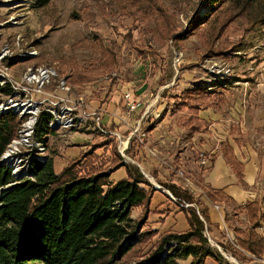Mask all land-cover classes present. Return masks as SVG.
<instances>
[{
	"label": "rangeland",
	"instance_id": "obj_1",
	"mask_svg": "<svg viewBox=\"0 0 264 264\" xmlns=\"http://www.w3.org/2000/svg\"><path fill=\"white\" fill-rule=\"evenodd\" d=\"M132 1L0 0V45L8 43L11 48L18 47L23 52L33 54L12 61L9 71L11 76L19 79L22 71L28 66L48 65L56 71L58 77L51 79L45 90L52 93L60 91L57 88L58 81L65 78L70 88L68 92L70 99L82 103L83 116H79L80 120L76 127L64 132L45 134L44 144L42 142L45 150L17 153L16 157L22 168L20 173L23 175L26 171V158L41 157L53 160V157L59 156L62 162L66 160L63 170L81 151L94 146H97L95 154L102 156L103 159L109 158V147L102 149L104 144L100 142L104 139L100 138L102 135L113 138L114 141L111 140V143L115 144L123 160L139 170L134 164L136 160L132 158V152H128L129 141L120 152L118 138L111 134L118 133L124 144L129 137V133L114 129L115 102L111 100L116 96L118 103L124 86L131 81L132 87L126 90L146 87V93L141 96L145 103L130 117H127L125 107H121L118 114L121 113V117L128 120H134L141 117L144 110L147 111L140 123L136 122L138 130L134 131L130 138L134 137L137 141L138 138H146L147 132L156 128V134L160 135L163 141L154 145L155 148L150 146L151 154L148 153L147 160L152 162L150 159L153 158L157 165H162L167 173L166 182L174 180L192 194L195 202L184 203L182 206H193L200 216L199 208L205 205L200 196H206L207 188L200 178L196 177L201 170H205L198 161L200 153L192 156L197 164L189 165L192 167V170L188 171L191 175H186L183 163H181L183 167L178 166L179 153L184 148L182 142L184 133L179 129L184 128L182 124L189 112L186 108L178 109L179 96L182 91L201 84L209 92L222 93L226 98L225 103H218L214 107L199 111L202 118L209 120L210 127L199 138L201 140L197 152L220 149L219 141L227 140L237 147L239 152L251 149L264 155V25L256 24L247 29L239 15L232 18L233 13L227 11L220 14L212 24H205L202 34L180 38L179 35L184 33L188 22L194 16H201L206 12V0H140L144 5L149 2L155 8L142 16V19L127 15ZM219 22L220 24L226 22L221 30L216 27ZM229 44L234 47L227 50ZM103 48L107 50L106 60L116 63H110L98 75L93 73L90 81L77 83L76 73L99 68ZM18 53L19 50L14 49V54ZM112 72L116 73L114 78L102 80L105 75ZM58 94L64 95L63 92ZM108 101H111L108 108L102 106V103ZM158 105H161L163 110L157 111ZM105 114L108 117H105ZM105 118H108L107 121L103 120L102 123V119ZM88 133L92 135L86 137L85 134ZM82 137L89 140L88 143L85 142L87 144L85 149L81 150L78 145L72 146V143H84ZM201 143H205V146ZM108 144L110 146L109 142ZM146 156L144 153L145 158ZM183 161L185 162V158ZM141 165L143 169L150 170L144 162H141ZM185 167H188L187 163ZM124 171L113 172L111 178L121 179L126 175ZM143 172L147 177L142 175L158 191H164L176 201L168 189L158 184L157 178H154L151 172L144 170ZM154 173L158 176L156 171ZM158 207L159 205L152 206L150 203V212L146 220L143 225L138 224V230L150 229L156 232V235L131 254L127 264H135L139 259L145 258L163 232L171 230L180 232L188 228L186 223L184 230H175L172 227L164 229L166 222L164 212L166 214L168 209L158 210ZM226 209L227 226L222 225L221 229L209 230L205 227L203 231L210 248L220 256L207 258L205 264H232L225 255L232 256L240 264H264L252 256L251 261L242 262L232 255V248L239 246L237 235H234L235 240L229 239L231 235L229 229L232 227L234 231L244 229L247 222L240 220L239 216L236 220L233 219L236 215L234 207L226 206ZM141 213V207L133 208L131 216L138 218ZM183 218L184 222H187L185 215ZM172 221L177 227L183 223L181 217L175 220L172 218ZM245 254L250 256L248 253ZM190 260L191 257H188L179 263L188 264Z\"/></svg>",
	"mask_w": 264,
	"mask_h": 264
},
{
	"label": "trees",
	"instance_id": "obj_2",
	"mask_svg": "<svg viewBox=\"0 0 264 264\" xmlns=\"http://www.w3.org/2000/svg\"><path fill=\"white\" fill-rule=\"evenodd\" d=\"M206 6L203 15H196L188 22L180 38L202 34L205 24H212L227 11L233 13L232 18L239 15L247 29L256 24L264 25V0H206ZM129 8L127 15L140 19L155 9L149 2L144 5L140 0H133ZM225 25L226 22H219L216 27L221 30ZM233 47L229 44L225 49ZM106 53L103 48L98 69L76 73V82H88L93 73L98 75L110 63L115 64L106 60ZM202 86L196 84L193 89L182 91L178 99V109L189 111L182 126L190 132H203L208 128L209 122L198 116L200 109L226 100L222 93L209 92ZM49 118L42 113L35 127V139L43 144L44 135L53 133L47 126ZM20 124L21 119L16 114L0 115V158L17 137ZM219 147L241 181L242 164L232 153L229 141H220ZM96 149L94 146L81 151L58 174L52 158H32L28 163L31 176L19 180L12 174L11 167L0 163V264H127L128 257L156 235L150 229L138 230V224L143 225L146 220L157 189L138 168L123 160L115 144L111 145L106 159L95 154ZM120 168L126 175L112 179L113 172ZM152 176L171 192L178 206L181 205L179 209L186 217L188 228L160 234L147 256L135 264H180V260L188 257H191L188 264H205L207 258H220L203 234L205 227L207 230L218 228V224L210 220L208 207H200L199 216L193 206H182L195 202L185 187L174 180H160L154 172ZM15 182H18L15 187L3 190ZM205 194L212 203L231 201L222 189L206 188ZM137 207L142 208V213L133 218L132 210ZM237 209L245 212L247 225L244 229H235L239 248L229 245L232 255L242 262L251 261V256L261 258L264 237L256 228L264 221V212L257 201L245 202Z\"/></svg>",
	"mask_w": 264,
	"mask_h": 264
},
{
	"label": "crops",
	"instance_id": "obj_3",
	"mask_svg": "<svg viewBox=\"0 0 264 264\" xmlns=\"http://www.w3.org/2000/svg\"><path fill=\"white\" fill-rule=\"evenodd\" d=\"M130 83H131V81H129L124 86L125 89H123V91L126 90L127 88L132 87ZM145 89H146L145 86H141L140 88H136L134 90L131 89L132 90L131 91L132 92V98L140 100L143 102V100L141 99V96H143V94L146 93ZM118 99H119L118 103H116V101H117L116 96L111 100V101L115 102V106L113 109V111L115 113V117H116L115 122H114L115 123L114 129L119 131V132H125V133L127 132V133H129V136H130L131 135L130 133L132 132V130L136 129L135 124H136L137 120L140 119V117L136 118V119L134 118V120L133 119L128 120L125 117H121V113L118 114V112L120 111L121 107H124V102L122 101V97L121 98L119 97ZM111 101L102 103V106H105L106 108H108V105L110 104ZM144 103L145 102H143V105H144ZM160 107L162 108L161 105H158V107L156 106L157 111L163 110V108L161 109ZM207 109H209V108H207ZM113 111H111V112H113ZM105 115H104L105 117H108L107 114H105ZM198 116L202 118V116L200 115V112L198 113ZM106 119H108V118L102 119V122H103V120H104V122H106L107 121ZM118 119L122 122H119ZM202 119L209 122V120L207 118L203 117ZM151 121H153V120L151 119ZM209 127H210V122H209L208 128ZM208 128L205 131H207ZM179 130L182 131V133H184V139L182 141L184 144V148H182L181 149L182 152L179 153L180 163L178 164V166L183 167V165H181V163H183L184 168L186 169V175H188L189 174L188 171L190 172V169L192 168L189 165H193V163L197 164V162L195 161V159L192 158V156L196 155L197 153L208 154L211 158L210 162H208L207 165L203 166L205 169L204 171L201 170V172H200V170H198L200 173H198L196 177H199L200 181H202V184L205 185L207 188L222 189L226 195L231 197V201H229V202L212 203V202H210V200L205 195L200 196L202 202L208 207V214H209L211 222L218 224L217 229H221L222 225H226V211H227L226 206L234 207V211H235L234 214H236V215L233 216V219L236 220L239 216L240 220H243V221L245 220L246 222H247V218H246L245 212L242 210H238L237 206L243 205L245 202L257 201V202H259L261 209L264 212V155L260 154L259 152L254 151V150H251V149H245L242 152H239L238 148L234 147L229 142L233 151H234L232 153L235 155L237 160L242 164L241 165L242 166V179L240 181L238 179L236 173L227 164V162L224 158L223 152H221L219 148L218 149L215 148L211 152H197V150L199 149V142L201 140L199 138L201 137V135L205 134V133H203L205 131H203V132H190V131L186 130L185 128H182ZM91 135L92 134H90V133H88V135L85 134L86 137H90ZM146 135H147L146 138H143V139L138 138V141H137V139H134V137L130 138L128 140L129 141L128 152H132V156H133L132 158H134L136 160L135 161L136 163H134V164H138L143 169L141 162H144L150 168L149 171L143 169L144 171H146L148 173H150V172L153 173L154 171H156L158 173L159 179H161L163 181H167L166 180L167 173L165 172V169L162 167V165L161 164L157 165V162L154 161L153 158L150 159V160H152L153 163L150 162L149 160H147L149 155L151 154L150 146H152V148H155L154 145H158L160 142H162L163 138H161L160 135L156 134V128L148 131ZM100 138H102V139L104 138L103 140L100 141V142H102V144L104 143L102 149H104L105 146L109 145L108 142L110 143V146L114 144V143L113 144L111 143V140H112V142L114 141V139L111 137H105L102 135ZM82 140L84 141V143H82V144L72 143L73 144L72 146L78 145L81 147L80 148L81 150L85 149V147L87 145L85 142L88 143L89 140H85V137H82ZM237 141H239V140H235V142H237ZM126 143H127V141H126ZM201 145L205 146V143H201ZM110 146H108L109 149H110ZM241 148L243 149V145ZM145 150H146V152H145ZM64 152L65 151H63V155H64ZM144 153H146L147 158L144 157ZM148 153H149V155H148ZM184 158H185V162L183 161ZM189 158H190V161L187 162V160H189ZM193 161H195V162H193ZM186 163H187L188 167H185ZM65 164H66V160H64V162H62V160L59 156L53 157V168H54L55 173L60 172L62 170V168L65 166ZM122 171H124V169L120 168L115 173H117V172L119 173ZM189 175H191V173ZM121 178H123V177H121ZM151 204H152V206L159 205V207L157 208L158 210L159 209H168L166 214L164 212V216L166 219V222L164 224V226H165L164 229H166L168 227H172L175 230L186 229L185 227H186L187 222H184V218H183L184 213L179 210L178 203H176V201L173 200L167 193H165L162 190H159V191L157 190L154 193ZM179 217L182 218L183 223L181 224L180 227H177L174 225V221H172V218L175 220ZM232 228L229 229L231 232L229 239L235 240L234 235H236V233H235L234 229H232ZM256 231L264 237V221L261 223V225L259 227L256 228ZM252 257H254V256H252ZM254 258H256V257H254ZM256 259L264 262V255L261 258H256Z\"/></svg>",
	"mask_w": 264,
	"mask_h": 264
},
{
	"label": "built area",
	"instance_id": "obj_4",
	"mask_svg": "<svg viewBox=\"0 0 264 264\" xmlns=\"http://www.w3.org/2000/svg\"><path fill=\"white\" fill-rule=\"evenodd\" d=\"M14 49H18V55L14 54ZM33 55L31 52H23L18 47H12L8 43L0 45V115L11 112L16 114L21 119L20 127L17 131V137L7 146L0 159L4 158L3 163L11 167L12 174L16 177V167L11 160L5 159V154L8 152L9 157L17 156L19 152H37L45 150L44 145L35 139V127L42 113L47 114L50 118L47 126L51 132H64L71 127H76L79 116H83L82 103L80 101H72L69 97V86L66 79H59L57 88L60 91L53 92L45 90L46 86L50 85V80L58 77L56 71L44 64L31 65L25 68L20 74L19 79H14L10 74L11 63L16 58H25ZM22 60V59H21ZM116 76L115 72L105 75L103 79H111ZM63 92L64 95L58 94ZM124 101L125 113L130 117L136 110L142 107L143 103L140 100L132 98L130 90H124L122 93ZM150 104V103H149ZM147 105V108L149 106ZM144 110L142 116L146 114ZM140 117V119L142 118ZM140 119L137 124L140 123ZM101 123L100 121L98 122ZM103 123V122H102ZM138 128L133 129L131 135ZM104 131V130H100ZM106 132V131H105ZM62 134V133H61ZM112 135L118 138V149L122 152L125 148L124 141L118 133L111 132ZM64 135V134H62ZM129 136L128 139H130ZM122 146V148H121ZM124 155V154H122ZM40 160L45 158L38 157ZM210 156L205 153H200L198 161L205 166L210 162ZM30 158H26V171L24 176H31L28 172V163ZM19 163V162H18Z\"/></svg>",
	"mask_w": 264,
	"mask_h": 264
},
{
	"label": "bare ground",
	"instance_id": "obj_5",
	"mask_svg": "<svg viewBox=\"0 0 264 264\" xmlns=\"http://www.w3.org/2000/svg\"><path fill=\"white\" fill-rule=\"evenodd\" d=\"M127 143L125 141V144H123V146H125ZM5 159L7 160H11V162L14 163V166L16 167V175H20V171L22 170L21 166L19 165V159L15 156H12V157H9L8 155V152L5 154ZM215 245V244H214ZM225 258L227 260H229L230 262H232V264H240L237 260H235L232 256H228V255H225Z\"/></svg>",
	"mask_w": 264,
	"mask_h": 264
},
{
	"label": "water",
	"instance_id": "obj_6",
	"mask_svg": "<svg viewBox=\"0 0 264 264\" xmlns=\"http://www.w3.org/2000/svg\"><path fill=\"white\" fill-rule=\"evenodd\" d=\"M130 160H131V159H130ZM3 161H4V158L0 159V163H3ZM134 163H135V162H134ZM136 165L139 167V170L141 171V173L144 174L145 177H147V175L143 172L142 168H141L138 164H136ZM22 177H24V175H22V174H20V175H16V180H19V179H21ZM17 183H18V182H15V183L9 184V185L5 186V187L3 188V190H4V189H11V188L15 187Z\"/></svg>",
	"mask_w": 264,
	"mask_h": 264
}]
</instances>
